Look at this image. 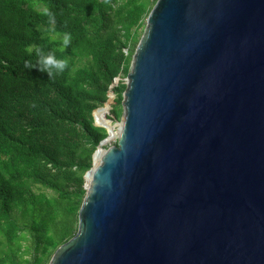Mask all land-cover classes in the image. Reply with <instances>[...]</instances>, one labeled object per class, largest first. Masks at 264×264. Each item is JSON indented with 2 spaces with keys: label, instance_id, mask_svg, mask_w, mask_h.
<instances>
[{
  "label": "water",
  "instance_id": "water-1",
  "mask_svg": "<svg viewBox=\"0 0 264 264\" xmlns=\"http://www.w3.org/2000/svg\"><path fill=\"white\" fill-rule=\"evenodd\" d=\"M145 25L48 264H264V0H156Z\"/></svg>",
  "mask_w": 264,
  "mask_h": 264
},
{
  "label": "trees",
  "instance_id": "trees-1",
  "mask_svg": "<svg viewBox=\"0 0 264 264\" xmlns=\"http://www.w3.org/2000/svg\"><path fill=\"white\" fill-rule=\"evenodd\" d=\"M155 1L0 0V264H48L76 232ZM50 53L68 60L62 71L25 65Z\"/></svg>",
  "mask_w": 264,
  "mask_h": 264
},
{
  "label": "clouds",
  "instance_id": "clouds-1",
  "mask_svg": "<svg viewBox=\"0 0 264 264\" xmlns=\"http://www.w3.org/2000/svg\"><path fill=\"white\" fill-rule=\"evenodd\" d=\"M45 12H49V10L47 8L44 9ZM51 14V13H49ZM69 36L70 34H65L64 36V40H63V44L66 46L69 43ZM40 67L41 71L44 70H48L49 72H51L52 68L51 66H56L58 67L61 71L66 67V65L68 64V60L66 58H57L54 53H50L47 55H41L39 58L38 63H32L29 60L25 61V65L27 67H35V66Z\"/></svg>",
  "mask_w": 264,
  "mask_h": 264
},
{
  "label": "rangeland",
  "instance_id": "rangeland-1",
  "mask_svg": "<svg viewBox=\"0 0 264 264\" xmlns=\"http://www.w3.org/2000/svg\"><path fill=\"white\" fill-rule=\"evenodd\" d=\"M145 22H146V18L142 21V23H141V26H140V31H139V39L141 38V36L143 35V33H144V30H145ZM139 41V40H138ZM138 41L136 42V44H135V47H137L136 45H137V43H138ZM135 47H134V49H135ZM124 50L126 51L127 50V48H124ZM134 51V50H133ZM109 109V108H108ZM107 109V110H108ZM107 110H105L104 111V113L107 111ZM109 111V110H108ZM122 114V113H121ZM106 116V115H105ZM107 116H108V114H107ZM121 117V116H120ZM119 121H120V118L118 119V120H115V119H110V122L112 123V126H111V134H110V136L108 137L109 139L107 140L108 142H107V145H113V144H115L116 143V141H117V130H118V128H119ZM107 125H110V122L109 121H104ZM100 153V152H99ZM99 153H98V155H99ZM98 155L96 156V162H97V159H98ZM83 200V199H82ZM77 228H78V222H77ZM77 231V230H76ZM76 233V232H75ZM74 233V234H75Z\"/></svg>",
  "mask_w": 264,
  "mask_h": 264
},
{
  "label": "bare ground",
  "instance_id": "bare-ground-1",
  "mask_svg": "<svg viewBox=\"0 0 264 264\" xmlns=\"http://www.w3.org/2000/svg\"><path fill=\"white\" fill-rule=\"evenodd\" d=\"M119 132H118V130H117V134H118ZM99 156H100V153H99V155H98V159H97V161L99 160Z\"/></svg>",
  "mask_w": 264,
  "mask_h": 264
}]
</instances>
